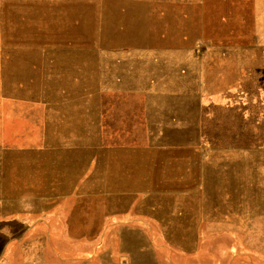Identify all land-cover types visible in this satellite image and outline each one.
I'll use <instances>...</instances> for the list:
<instances>
[{
	"label": "rangeland",
	"instance_id": "obj_1",
	"mask_svg": "<svg viewBox=\"0 0 264 264\" xmlns=\"http://www.w3.org/2000/svg\"><path fill=\"white\" fill-rule=\"evenodd\" d=\"M0 78L4 209L48 219L13 264H102L134 196L188 210L164 240L198 264H264V0H0ZM161 102L186 146L150 132Z\"/></svg>",
	"mask_w": 264,
	"mask_h": 264
},
{
	"label": "crops",
	"instance_id": "obj_2",
	"mask_svg": "<svg viewBox=\"0 0 264 264\" xmlns=\"http://www.w3.org/2000/svg\"><path fill=\"white\" fill-rule=\"evenodd\" d=\"M140 11L144 10L141 9ZM2 85L3 81L0 78V87ZM187 103L186 101L179 107L186 108L184 105ZM179 107L170 102H161V104L156 103L154 110L149 112L148 120H152V122L160 117V114L164 119H162L164 121L162 124H159L158 121L156 124L154 122L155 127L150 129V132H154L156 141L160 142L158 146L184 147L187 145L185 142L189 134L194 133L195 128L192 120L190 125L187 118L182 119L179 124L173 122L172 118L175 115L178 119L180 118L178 112H174V109H179ZM2 189L3 181L0 178V264H13V261L18 259V245L13 243L15 238L23 234L26 226H29L31 222L48 220L46 218L47 211L45 209L22 211L23 213L19 215L18 209H4V201L12 203L14 196L13 194L4 195ZM127 200L124 201L127 203ZM113 201L109 200L108 203ZM175 201L166 202V204L163 200L151 197L134 196L130 198L128 209L121 215L120 219L121 247L118 250L111 249L109 246L105 247V261H101L102 264H198L195 258V248H189L185 244L180 245L171 242L169 244L168 240H164L167 236L177 237L178 232L176 231L180 229L179 224H177L178 221L191 219L188 210L187 212L184 210L176 212L178 209L175 207L179 206V202ZM41 202L49 204L50 194L43 195ZM176 213L180 216L178 217ZM106 219L114 221L111 217H106ZM104 254L102 252L101 256L103 257ZM98 258V246L96 245L94 254H91L88 260H77L76 258L67 260L64 256V259L60 257L59 262L60 264H98Z\"/></svg>",
	"mask_w": 264,
	"mask_h": 264
},
{
	"label": "bare ground",
	"instance_id": "obj_3",
	"mask_svg": "<svg viewBox=\"0 0 264 264\" xmlns=\"http://www.w3.org/2000/svg\"><path fill=\"white\" fill-rule=\"evenodd\" d=\"M146 50H148V49H146ZM183 71V70H182Z\"/></svg>",
	"mask_w": 264,
	"mask_h": 264
}]
</instances>
